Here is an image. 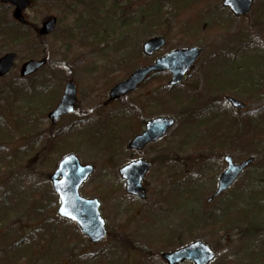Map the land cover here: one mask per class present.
<instances>
[{"label":"rangeland","instance_id":"rangeland-1","mask_svg":"<svg viewBox=\"0 0 264 264\" xmlns=\"http://www.w3.org/2000/svg\"><path fill=\"white\" fill-rule=\"evenodd\" d=\"M222 1L200 4L197 17L181 13L176 18L171 10L174 0H98L95 6L86 5L84 0H30V8L24 14L30 26L29 43L12 48L0 41V57L17 53V68L30 59L47 56L49 65L28 81L19 82L18 69L0 80V122L6 118L7 139H12L8 150L14 160L7 169L0 164V264H163L155 260L156 251L176 250L199 240L215 251L211 264H264L261 256L252 253L254 246L264 249V0H253L250 14L243 18L231 15ZM159 2L167 4L165 12L174 14L164 16L160 26L151 30L145 24L146 11L148 5ZM2 10L3 19L12 24L10 10ZM50 17L58 19L57 29L41 43L33 30ZM146 30L152 33L146 36ZM157 36L165 38L166 47L151 60L169 50L203 48V55L188 78L171 91L167 74L151 77L136 93L120 102L108 103L109 89L127 75L125 68L117 64L133 61V68L145 66L148 59L142 55V44ZM218 71L219 78H215ZM67 79L77 84L78 112L50 126L47 112L41 111L34 101H47L51 95L46 97L47 91L41 88L53 87L54 82L62 84L60 99ZM21 83L35 87L32 99L30 94L20 92ZM14 87L19 92L17 102H13ZM198 95L223 101L234 97L248 108L236 113L227 103L222 105L220 99L210 101ZM182 96L184 100L178 99ZM175 100L182 101L181 106L176 107ZM205 101L208 108L214 102L218 108L223 107L225 113L219 119L231 121L229 127L222 125L228 128L229 136L221 139L224 143L210 160L211 167L206 168L202 167V152L195 150L206 126L207 138L213 140L217 135V125L213 127L216 121H207L212 115L201 113L199 120L203 114L204 122L200 120L195 127L192 119L196 102ZM133 110L143 116L164 115L177 121L170 133L142 154L154 165L144 181L147 199L143 202L129 198L118 177V169L132 158L123 148L142 129L138 122L136 126L119 123L120 119L127 122L128 113ZM258 112L257 121L262 122V128L256 134L252 128L243 133L248 116ZM106 119L110 120L108 124ZM100 121L104 130L100 137L93 138L92 131L83 132ZM35 126L40 134L53 137L47 160L27 157L26 147L32 141ZM250 126L252 123L248 122L246 128ZM236 127L237 135L231 136L229 131ZM1 131L0 125V137ZM102 139L106 140L101 142ZM217 142L218 139L213 144ZM225 152L236 163L251 155L256 163L228 192L208 202L226 168L218 157ZM68 153L76 154L82 165L95 168L80 188V195L101 202V215L110 235L100 245L89 243L73 223L55 213L57 195L47 178L54 172L60 155ZM32 161L35 163L29 168ZM213 217V221L223 217L222 225L213 228ZM40 237L46 249L34 247ZM123 239L129 247L124 246ZM21 240H25L24 246L13 250L11 247Z\"/></svg>","mask_w":264,"mask_h":264},{"label":"water","instance_id":"water-1","mask_svg":"<svg viewBox=\"0 0 264 264\" xmlns=\"http://www.w3.org/2000/svg\"><path fill=\"white\" fill-rule=\"evenodd\" d=\"M5 3H10L15 6L13 18L21 23H25L22 18V12L27 8L29 2L27 0H4ZM223 7L228 8L235 14L236 17H243L250 12L252 0H223ZM56 19H50L42 25L39 32L40 36H47L54 31ZM143 52L146 56H152L165 46V41L161 37L153 38L143 45ZM201 56V50L191 48L190 50H182L170 52L168 55L159 58L154 65L148 68L138 69L135 73L127 78L110 92V100H116L128 92L136 89L139 83L146 79L148 74L160 71H168L172 74V80L169 86H177L181 83L183 76L191 68V65ZM14 54H8L0 59V77H4L14 65ZM43 63L28 62L21 69L22 76H28L34 73L41 67ZM64 96L57 108L49 114L51 123H57L64 115L73 112L76 101V92L73 84H69L65 88ZM232 107L238 110L245 109V105L238 100L229 99ZM173 119L161 118L159 120L150 121L147 125V130L140 137L135 138L131 142L130 148L141 150L149 143L162 138L173 125ZM229 162L228 169L222 174L218 184L216 195L229 189L234 184V181L239 177L242 171L250 166L253 159L250 158L246 162L234 165L231 159H226ZM150 166L143 161L130 163L127 167L120 170V175L126 182V192L129 195L144 198V188L141 183ZM94 168L90 165L81 166L78 158L74 155L65 157L54 175L50 177L53 184V191L59 196L61 205L58 210V215L63 219L69 220L79 226L81 232L85 234L89 240L94 243H100L107 236L105 231V222H103L99 206L96 200H84L79 195L80 186L87 181V178L93 173ZM61 178V179H59ZM219 196V195H218ZM163 258L168 264H180L183 261H194L195 264H210L214 258L212 250H209L203 243L198 242L189 245L187 248L177 250V252L164 255Z\"/></svg>","mask_w":264,"mask_h":264},{"label":"trees","instance_id":"trees-1","mask_svg":"<svg viewBox=\"0 0 264 264\" xmlns=\"http://www.w3.org/2000/svg\"><path fill=\"white\" fill-rule=\"evenodd\" d=\"M127 1H134V0H127ZM174 1H175L174 6H172L173 8L171 7V10H173V12L175 14L172 12H165V10H166L165 7L167 6V4H165V3L159 2V3L153 4V5H148L149 9H148V11H146L148 13L146 15V17L148 19L146 20V23H145V24H147V27H149L152 30V28H155L154 26H156V27L160 26L162 19L167 14H169L171 16L174 14V17H176V18L181 17L182 16L181 13L188 15V16L197 17L198 13L200 11L196 10V9L200 6V4L210 5L211 2H214L215 0H194L193 2H191V1L188 2V0H174ZM84 2L86 5L92 4L95 6V5H97L98 0H89V1L84 0ZM3 13H4V10L0 9V41H2V42L6 41L10 45V47H12V48H14L16 46H21L23 44H27L29 36L27 35V33L23 32L24 29L18 25L14 26L13 24H10L8 21L3 19V17L5 16V15H3ZM259 23H260V21L258 22V24ZM263 28H264V25H263ZM151 30H146V36L148 34L150 35L152 33ZM149 32H151V33H149ZM41 43H44V42L41 41ZM254 48H255V46H254ZM147 62H146V64H147ZM133 64H135V63L134 62L131 63V66H130L128 64L121 62L120 66H118V67H124L125 71H126L125 74L126 73L128 74V72H130L132 70V67L134 66ZM21 84H22L21 85L22 89L20 92H25V93L31 95V91L35 90V87L32 85L26 86L25 83H21ZM49 86L50 85H46V86L41 88V91H44V92L47 91L46 97L48 96V94L51 95V93H49L51 91V87H49ZM15 88L16 87H14V89H13V91H14L13 93L15 95V97L13 98V102H17V99L19 96V92H15ZM31 99H32V95H31ZM54 99L55 98H52V96H51V97L46 99L47 101L39 99L37 102L34 101V104L37 106H40V109L42 108L41 111H47L53 105L52 101H54ZM5 119L6 118L3 117L1 119V122H0L1 130H2L1 131V137H0V164H4L5 168L7 169V167H10V165H12L14 160L12 159L11 153L8 150V147L11 145L10 140H12V139H7L8 138L7 130L9 131V128H8V125H7V122ZM19 121L22 122L21 119ZM33 125H34V122H33ZM15 128H17L19 130V127L16 126ZM38 131H39V127L35 126L34 127V135L32 136V141H30L26 147V149H28V151H29V152H27V157L29 160H32L36 157H42L43 160H45V159L47 160V157H48L47 156V150H49V149L51 150V148H49V145H51V142H53V137L52 136H44V134H40ZM29 134L30 133L28 132V135ZM21 135H22V133H20V136ZM20 136H18V137L20 138ZM34 163L35 162L32 161V163H30L28 165V167L29 168L32 167V165ZM1 199H3V198H1ZM243 214H245V212H243ZM53 215H54V213H53ZM21 241L18 242V244H15L14 247L12 246L11 248H14L13 250H16L15 249L16 246L22 247L25 243H23ZM122 241L126 242V240H124V239ZM25 246L29 247L28 244H26ZM50 246H51V248H53L55 246V244L50 245ZM34 247H43V249L47 248V246L45 245V243L41 237L38 238L37 243ZM263 251H264V249H263Z\"/></svg>","mask_w":264,"mask_h":264},{"label":"flooded vegetation","instance_id":"flooded-vegetation-1","mask_svg":"<svg viewBox=\"0 0 264 264\" xmlns=\"http://www.w3.org/2000/svg\"><path fill=\"white\" fill-rule=\"evenodd\" d=\"M144 130V128L140 131V132H142ZM140 134V133H139ZM138 134V135H139ZM124 149V148H123ZM143 152H140V153H138V152H133V151H131V154L132 155H138V156H140L141 154H142Z\"/></svg>","mask_w":264,"mask_h":264}]
</instances>
